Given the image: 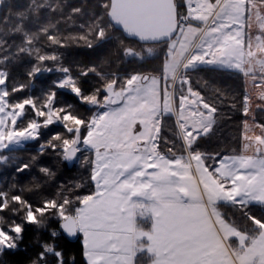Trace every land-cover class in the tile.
Returning a JSON list of instances; mask_svg holds the SVG:
<instances>
[{
  "label": "trees",
  "instance_id": "trees-1",
  "mask_svg": "<svg viewBox=\"0 0 264 264\" xmlns=\"http://www.w3.org/2000/svg\"><path fill=\"white\" fill-rule=\"evenodd\" d=\"M175 2L181 12L183 0ZM108 6L109 0H0V72L5 74L7 100L30 99L35 104L25 103L18 122L42 120L44 115H36L35 109L45 111L48 105L60 117L68 115L66 122L43 125L36 138L2 151L0 226L8 232L19 226L20 235L14 248L0 252V264H88L81 235L69 239L59 224L64 217L74 216L93 192L94 152L79 150L68 164L63 144L85 136L94 112L91 100L106 99L109 85L121 90L136 75H162L170 54L149 50L141 60L126 57L127 46L141 43L126 38L111 24ZM184 74L190 87L214 109L211 130L190 146L213 170L221 157L241 152L244 74L209 65L186 69ZM66 75L78 93L58 85ZM254 117L262 126L264 146V108H257ZM157 147L170 157L185 152L171 114L159 118ZM219 206L240 230L258 231L254 219L264 224L263 204L221 202ZM29 211L33 220L28 219ZM149 260L146 252H139L135 264Z\"/></svg>",
  "mask_w": 264,
  "mask_h": 264
},
{
  "label": "crops",
  "instance_id": "crops-1",
  "mask_svg": "<svg viewBox=\"0 0 264 264\" xmlns=\"http://www.w3.org/2000/svg\"><path fill=\"white\" fill-rule=\"evenodd\" d=\"M195 1L199 10L188 13L190 21L179 30L184 37L178 41V59L171 54L176 63L172 73H165L168 55L162 75L129 82L119 90L120 100L105 109L84 136L94 152V189L74 218L88 264H135L139 252L150 256L147 264H174L161 260L172 255L170 247H163L160 229L170 224L167 215L160 218L157 212L173 216L171 211L206 205L202 178L209 168L190 146L211 130L215 114L190 87L186 69L209 65L244 74L241 152L221 157L214 169L231 202L260 201L263 129L254 112L264 108V0ZM161 114L173 115L184 153L170 157L158 150ZM251 195L259 201L250 200Z\"/></svg>",
  "mask_w": 264,
  "mask_h": 264
},
{
  "label": "rangeland",
  "instance_id": "rangeland-1",
  "mask_svg": "<svg viewBox=\"0 0 264 264\" xmlns=\"http://www.w3.org/2000/svg\"><path fill=\"white\" fill-rule=\"evenodd\" d=\"M179 30L175 37L166 41V43L129 45L126 47L125 55L126 57H136L141 60L147 56L149 50H167L170 56L165 64V67H167L165 73H172L176 66L173 59H178V41L181 37H184ZM171 54H176V57L174 58ZM142 77L141 75H136L131 81L139 82L143 80ZM4 79V72H0V162L3 160L2 151L22 146L26 141L36 138L39 134V129L43 125L54 121L66 122L68 117L66 114L60 117L58 111L48 105L45 111L38 108L35 109L36 115H44L42 120L31 119L27 120L25 125H22L23 122L20 123L18 121L24 113L25 103L33 106L35 104L30 99L22 102H9L6 97ZM58 85L68 87L78 93V89L73 86V82L68 75L63 76ZM104 98L90 101L94 105V112L90 116L88 130L105 109L117 103L113 100L106 102ZM68 129L71 128L69 127ZM76 137L72 142H64L63 149L66 150L71 144L75 145L76 152L89 148L90 144L87 143L84 137ZM206 174L202 178L204 189L207 190L206 205L199 204L190 210L171 211L173 216L171 214L168 216L169 212L166 211L157 212L160 218H164L165 215L168 217L167 222L170 226L167 225L164 229L160 227L161 231H163L161 240L163 247L172 249L173 255H169V257L167 254L162 255L161 260L174 262V264H264V224L254 219L255 225L259 227L255 233L245 232L235 226L224 216L219 206L221 202L231 203L229 191L227 187V190L223 187L225 183L217 178L215 169L206 170ZM252 190L250 189L251 194ZM259 197L260 201L258 197L251 195L250 200L259 201V204L264 205V190L261 191V196L259 195ZM185 212L193 216L191 218H188V216L184 217L183 213ZM176 214L181 215L178 216ZM28 219H34L31 211L28 212ZM12 229V232H8L0 226V252L5 248H14L16 246V240L20 235V227L13 226ZM145 257L146 259L148 258L147 256Z\"/></svg>",
  "mask_w": 264,
  "mask_h": 264
},
{
  "label": "water",
  "instance_id": "water-1",
  "mask_svg": "<svg viewBox=\"0 0 264 264\" xmlns=\"http://www.w3.org/2000/svg\"><path fill=\"white\" fill-rule=\"evenodd\" d=\"M107 18L126 38L142 44L166 42L178 30V8L175 0H109ZM148 75H143L146 79ZM106 102L120 100V91L109 85ZM76 156L74 144L65 150V160L72 164ZM60 230L69 239L77 236V223L72 215L64 217ZM30 264H39L31 262Z\"/></svg>",
  "mask_w": 264,
  "mask_h": 264
},
{
  "label": "built area",
  "instance_id": "built-area-1",
  "mask_svg": "<svg viewBox=\"0 0 264 264\" xmlns=\"http://www.w3.org/2000/svg\"><path fill=\"white\" fill-rule=\"evenodd\" d=\"M197 10H199V4L197 1L183 0V7L181 9V12L178 18V27L179 28L182 27L189 21V18L187 16L188 12L197 11Z\"/></svg>",
  "mask_w": 264,
  "mask_h": 264
}]
</instances>
